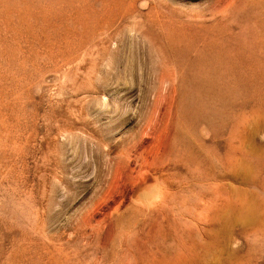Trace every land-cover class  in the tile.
Here are the masks:
<instances>
[{
	"label": "rangeland",
	"instance_id": "374dc122",
	"mask_svg": "<svg viewBox=\"0 0 264 264\" xmlns=\"http://www.w3.org/2000/svg\"><path fill=\"white\" fill-rule=\"evenodd\" d=\"M0 264H264V0H0Z\"/></svg>",
	"mask_w": 264,
	"mask_h": 264
},
{
	"label": "bare ground",
	"instance_id": "6f19581e",
	"mask_svg": "<svg viewBox=\"0 0 264 264\" xmlns=\"http://www.w3.org/2000/svg\"><path fill=\"white\" fill-rule=\"evenodd\" d=\"M118 164H119V162H118ZM117 167L119 168V166L117 165ZM117 170V169H116Z\"/></svg>",
	"mask_w": 264,
	"mask_h": 264
}]
</instances>
